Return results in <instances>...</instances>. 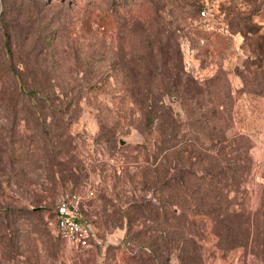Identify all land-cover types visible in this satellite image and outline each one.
I'll return each instance as SVG.
<instances>
[{"label":"rangeland","instance_id":"374dc122","mask_svg":"<svg viewBox=\"0 0 264 264\" xmlns=\"http://www.w3.org/2000/svg\"><path fill=\"white\" fill-rule=\"evenodd\" d=\"M159 108L183 137L195 132L213 151L239 142L238 164L252 158L230 194L235 246L190 215L197 264H264L262 2L0 0V264H180L160 238L159 251L150 245L165 221L164 208L155 217L148 207L167 203L169 189L140 183ZM66 191L83 196L88 247L56 233Z\"/></svg>","mask_w":264,"mask_h":264},{"label":"trees","instance_id":"16d2710c","mask_svg":"<svg viewBox=\"0 0 264 264\" xmlns=\"http://www.w3.org/2000/svg\"><path fill=\"white\" fill-rule=\"evenodd\" d=\"M203 10L204 6L200 8V13ZM256 48L258 53L263 49L259 42ZM176 81L177 75L173 84ZM171 94L178 99V89ZM152 113L151 123L154 124V119H158L154 125L157 137L153 139L151 161L146 159V164L140 165V183L144 188L150 187L152 192L168 188L169 200L167 203L164 201V205L157 206V209L156 205L148 207L155 217H159L160 210L164 208L162 218L165 221V228L151 235L150 245L154 251L162 245L167 251L175 250L180 264H197V245L191 246L193 243L191 237L194 239L201 230L190 219V215L197 213L212 219L214 221L212 229L218 232L220 239H224L229 248L235 246L239 236L236 228L229 224L231 212L235 213L232 207L235 198L230 194L241 187L247 179L252 167V158L249 152H246L244 158L249 165L238 164L239 151L232 146H237L239 142L228 144L218 140L219 144L213 151L203 138L194 134L195 132L193 137H183V134H180L182 123L171 110L159 108ZM218 141L211 139L209 143L214 146ZM146 171L151 172V177L146 176ZM147 203H149L147 200L141 201L138 206ZM262 206L264 210V198ZM157 238L162 240L161 246ZM243 243L247 245L246 240Z\"/></svg>","mask_w":264,"mask_h":264},{"label":"built area","instance_id":"2783aa9c","mask_svg":"<svg viewBox=\"0 0 264 264\" xmlns=\"http://www.w3.org/2000/svg\"><path fill=\"white\" fill-rule=\"evenodd\" d=\"M264 9V0H262ZM205 14V10L201 11ZM83 196L78 191H66L57 199L54 207V220L57 235L69 247L85 248L90 246L93 233L92 221L86 215Z\"/></svg>","mask_w":264,"mask_h":264},{"label":"water","instance_id":"95a60500","mask_svg":"<svg viewBox=\"0 0 264 264\" xmlns=\"http://www.w3.org/2000/svg\"><path fill=\"white\" fill-rule=\"evenodd\" d=\"M120 142H123V140H121Z\"/></svg>","mask_w":264,"mask_h":264}]
</instances>
